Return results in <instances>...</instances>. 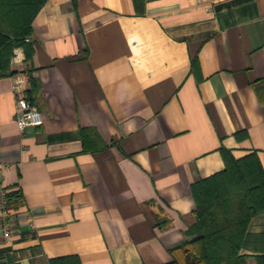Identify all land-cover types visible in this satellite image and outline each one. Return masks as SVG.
Wrapping results in <instances>:
<instances>
[{
    "label": "crops",
    "instance_id": "obj_1",
    "mask_svg": "<svg viewBox=\"0 0 264 264\" xmlns=\"http://www.w3.org/2000/svg\"><path fill=\"white\" fill-rule=\"evenodd\" d=\"M32 26V59L15 49L0 77V187L21 200L0 264L183 260L168 249L191 239V185L222 149L264 167V0H46ZM17 79L42 125L19 129Z\"/></svg>",
    "mask_w": 264,
    "mask_h": 264
},
{
    "label": "trees",
    "instance_id": "obj_2",
    "mask_svg": "<svg viewBox=\"0 0 264 264\" xmlns=\"http://www.w3.org/2000/svg\"><path fill=\"white\" fill-rule=\"evenodd\" d=\"M45 2L0 0V77L13 73L9 69L15 49H23L25 61L32 59V22ZM29 75L34 88L36 81L31 72ZM236 135L242 137L246 132ZM81 136L86 151L105 146L93 127L82 128ZM222 154L225 168L191 185L195 222L185 231L191 239L168 249L182 250L183 260L174 258L165 264H248L249 258L264 264V231H250L253 217L264 213V167L255 151L239 159L225 149ZM6 200L14 207L21 201L14 190ZM51 264L82 263L71 255L53 258Z\"/></svg>",
    "mask_w": 264,
    "mask_h": 264
},
{
    "label": "built area",
    "instance_id": "obj_3",
    "mask_svg": "<svg viewBox=\"0 0 264 264\" xmlns=\"http://www.w3.org/2000/svg\"><path fill=\"white\" fill-rule=\"evenodd\" d=\"M29 89V82L26 79H17L13 84V92L16 97L15 117L20 130L28 126L43 124L42 112L32 103L28 93ZM10 192V189L0 187V246L12 239L14 222L20 217V212L7 205L6 196ZM27 220H30V217H27Z\"/></svg>",
    "mask_w": 264,
    "mask_h": 264
},
{
    "label": "rangeland",
    "instance_id": "obj_4",
    "mask_svg": "<svg viewBox=\"0 0 264 264\" xmlns=\"http://www.w3.org/2000/svg\"><path fill=\"white\" fill-rule=\"evenodd\" d=\"M249 259H250L249 261L251 264H255V262L252 260V258H249Z\"/></svg>",
    "mask_w": 264,
    "mask_h": 264
}]
</instances>
